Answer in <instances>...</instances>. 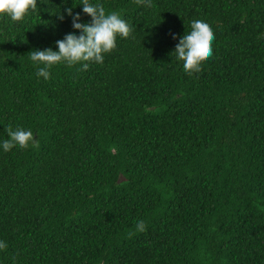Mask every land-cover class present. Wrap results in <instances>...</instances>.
<instances>
[{"label": "trees", "instance_id": "obj_1", "mask_svg": "<svg viewBox=\"0 0 264 264\" xmlns=\"http://www.w3.org/2000/svg\"><path fill=\"white\" fill-rule=\"evenodd\" d=\"M89 2L131 36L47 80L28 54L79 36L82 0L0 17V264H264V0ZM193 19L215 39L190 75ZM8 127L39 147L5 152Z\"/></svg>", "mask_w": 264, "mask_h": 264}, {"label": "clouds", "instance_id": "obj_2", "mask_svg": "<svg viewBox=\"0 0 264 264\" xmlns=\"http://www.w3.org/2000/svg\"><path fill=\"white\" fill-rule=\"evenodd\" d=\"M138 5L146 4L151 7V0H135ZM83 13L91 17V23H80V16L72 17V27L81 34H67L62 40L56 42L58 51L46 49L43 51L34 50L28 55L31 61L39 67L36 75L45 80L50 78L49 69L56 64L66 63L71 67L77 63L82 64L83 71L89 67V63L102 64L104 55L116 48V40L127 39L133 32L132 26L121 18L120 14L112 11L106 13L100 3L91 4L89 0H82ZM37 9V0H0V17L7 16L12 22H22L30 11ZM67 14L72 16V10L68 9ZM63 19V17H60ZM173 39H176L173 36ZM215 36L211 26L202 19L191 21V31L184 34L175 48V56L183 62V68L188 74L199 72L201 63L208 60L212 54V42ZM8 139L2 147L5 152L19 146L27 149L30 145L39 147L31 130L11 127L7 129ZM136 227L139 231L146 230L142 220L137 221ZM130 236L132 233L129 234ZM6 242L0 241V250L6 249Z\"/></svg>", "mask_w": 264, "mask_h": 264}]
</instances>
